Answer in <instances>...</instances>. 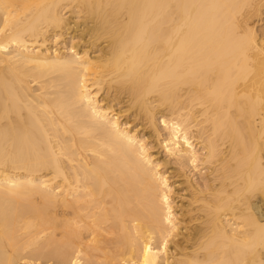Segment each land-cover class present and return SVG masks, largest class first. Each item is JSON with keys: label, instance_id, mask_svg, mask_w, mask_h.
Here are the masks:
<instances>
[{"label": "bare ground", "instance_id": "obj_1", "mask_svg": "<svg viewBox=\"0 0 264 264\" xmlns=\"http://www.w3.org/2000/svg\"><path fill=\"white\" fill-rule=\"evenodd\" d=\"M0 264H264V0H0Z\"/></svg>", "mask_w": 264, "mask_h": 264}]
</instances>
